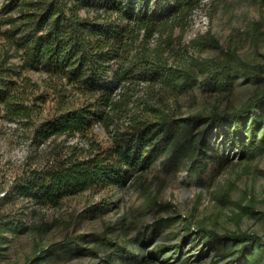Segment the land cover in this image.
Returning a JSON list of instances; mask_svg holds the SVG:
<instances>
[{
  "label": "rangeland",
  "instance_id": "rangeland-1",
  "mask_svg": "<svg viewBox=\"0 0 264 264\" xmlns=\"http://www.w3.org/2000/svg\"><path fill=\"white\" fill-rule=\"evenodd\" d=\"M135 5L137 13L142 7ZM19 10L14 0H0V68H13L5 77L14 81L19 102L28 108L27 115H13L0 103V221L24 225L19 230L7 223L0 226V264H184L182 259L195 260L202 250L195 241L199 225L220 233L247 232L264 238V153L240 159L238 148L231 144L223 148L218 142L222 133L211 134L212 149L203 163L199 162L203 155L192 150L190 138L180 136L160 147L152 163L131 172L121 186L87 190L57 205L14 191L15 181L33 170L47 168L65 156L84 158L137 134V129L155 122L159 109L174 116L207 115L233 110L264 94V78H239L232 88H217L210 82L203 84L204 74L199 72L202 60L226 58L231 52L248 64L264 66V0H201L186 18L154 34L141 47L171 66H188L195 58L198 79L190 87L176 90L166 82L136 75L126 87L115 90L114 100L122 99L107 109V118L94 120L85 135L47 139L35 137L42 121L93 103L97 93L86 92L41 66L24 65L25 54L16 47L10 31L13 23L20 22ZM207 32L216 43H193ZM140 40L141 35L136 42ZM100 198L109 201L107 208L91 215L87 206ZM84 233L80 243L91 251L40 256L43 248ZM102 234L110 243L102 241ZM156 242L179 247L163 250L165 261L159 257L144 263L147 246ZM216 251L204 253L201 262L217 258Z\"/></svg>",
  "mask_w": 264,
  "mask_h": 264
},
{
  "label": "trees",
  "instance_id": "trees-1",
  "mask_svg": "<svg viewBox=\"0 0 264 264\" xmlns=\"http://www.w3.org/2000/svg\"><path fill=\"white\" fill-rule=\"evenodd\" d=\"M14 1L20 7L21 16L20 22L13 23L10 31L16 47L25 54L24 65L41 66L49 73L66 77L69 83L86 92L97 93L93 103L69 108L42 121L36 129L38 139L74 133L85 135L94 120L107 118V109L122 99L114 100L115 90L126 87L136 75L166 82L176 90L186 89L198 79L195 58L190 59L188 66H171L166 59H155L141 47L154 34L186 18L201 0ZM135 4L142 7L137 13L133 10ZM193 43L207 46L216 40L207 32L196 37ZM12 70L11 67L0 68V103L13 115H27L28 108L19 102L14 91V81L5 77ZM199 72L204 74L203 84L210 82L217 88H232L239 78H264L263 65L248 64L235 52L222 59L202 60ZM160 111L154 114L155 124L137 129V134L117 141L108 149H98L84 158L65 156L47 168L33 170L29 176L15 181L14 191L43 204L57 205L87 190L118 187L131 172H139L152 163L160 147L180 136L190 138L195 154L203 155L201 163L209 158L207 151L212 149L209 147L212 133H222L218 142L223 148L228 144L238 148L240 159H253L264 153V94L233 110L213 111L207 115L197 113L182 117ZM108 204L109 201L100 198L87 206L86 211L96 215ZM4 223L13 230L24 227L18 222L9 225L7 221H0V226L6 225ZM197 234L199 239L195 241L201 244L202 250L196 253L195 260L182 259L184 264H206L201 262L204 253L214 249L218 257L207 264H264V238L258 234L220 233L203 225L197 227ZM84 236L85 233L78 234L55 242L43 248L40 256L91 251L80 243ZM101 237L102 241L110 243L109 237L103 234ZM167 247L177 250L179 244L156 242L147 246V256L142 261L152 263L159 257L165 261L167 256L162 253ZM203 247H207L206 250Z\"/></svg>",
  "mask_w": 264,
  "mask_h": 264
}]
</instances>
